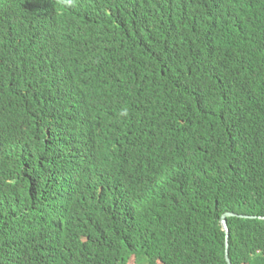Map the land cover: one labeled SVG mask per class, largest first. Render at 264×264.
I'll return each mask as SVG.
<instances>
[{"label":"trees","instance_id":"trees-1","mask_svg":"<svg viewBox=\"0 0 264 264\" xmlns=\"http://www.w3.org/2000/svg\"><path fill=\"white\" fill-rule=\"evenodd\" d=\"M5 94L0 264H264V0H0Z\"/></svg>","mask_w":264,"mask_h":264},{"label":"water","instance_id":"water-1","mask_svg":"<svg viewBox=\"0 0 264 264\" xmlns=\"http://www.w3.org/2000/svg\"><path fill=\"white\" fill-rule=\"evenodd\" d=\"M230 216H238V217H248V216L247 215H243V214H237V213H234V212H226L221 217V224H222V226H223V228H224V230L226 232V260H227L228 264H234L231 261L230 255H229L230 228H229V224H228V217H230Z\"/></svg>","mask_w":264,"mask_h":264},{"label":"clouds","instance_id":"clouds-1","mask_svg":"<svg viewBox=\"0 0 264 264\" xmlns=\"http://www.w3.org/2000/svg\"><path fill=\"white\" fill-rule=\"evenodd\" d=\"M105 5H106V3H105ZM106 6H107V5H106ZM108 10H109V9H108ZM80 13H81V12H80ZM81 14H82V13H81ZM82 15H83V14H82ZM101 16H105V13H104V10H103V9H101ZM5 96L7 97L6 94H5ZM8 98H10V95H8V97H7L5 110L1 111L0 113H4V114L2 115V117H3L5 114H8V115L11 116V118H12L15 114L12 113V111H11L10 103H9ZM23 110H24V108H23Z\"/></svg>","mask_w":264,"mask_h":264}]
</instances>
